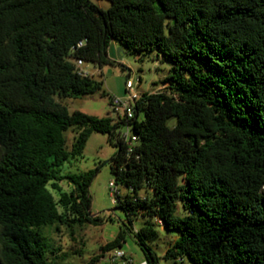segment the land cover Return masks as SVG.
Returning a JSON list of instances; mask_svg holds the SVG:
<instances>
[{
  "label": "trees",
  "instance_id": "obj_1",
  "mask_svg": "<svg viewBox=\"0 0 264 264\" xmlns=\"http://www.w3.org/2000/svg\"><path fill=\"white\" fill-rule=\"evenodd\" d=\"M107 1L0 0V264H63L50 231L99 220L88 194L98 167L61 171L92 132L117 148L115 206L129 224L153 219L132 232L146 264L158 262L154 226L174 233L172 264H264V0ZM112 41L171 64L164 87L135 103L129 155L123 120L60 101L102 91L74 61L110 64ZM122 242L119 232L86 264Z\"/></svg>",
  "mask_w": 264,
  "mask_h": 264
},
{
  "label": "rangeland",
  "instance_id": "obj_2",
  "mask_svg": "<svg viewBox=\"0 0 264 264\" xmlns=\"http://www.w3.org/2000/svg\"><path fill=\"white\" fill-rule=\"evenodd\" d=\"M102 9L109 7L107 0H89ZM117 47H113L111 54L107 55L111 60L110 64L102 66L100 69L90 62H84L93 79L102 82V96L98 91L92 95L81 98L61 99L62 104L68 112L79 111L95 117H110L113 121L119 122L122 119L121 112H115L110 106V98H121L128 89L130 93H152L161 90L164 77L170 69V62L162 59L155 51L142 54H134L123 49L117 55ZM140 114L138 119H141ZM174 124V119L168 121V126ZM124 126L121 124L116 128V132L123 133ZM66 147L69 149L72 143L73 132L68 129L64 132ZM117 148L108 141L106 134L92 132L88 137L81 155L73 161L63 164L61 171L64 173H81L94 170L98 167L95 175L88 187V194L91 199L89 215L98 216L99 220L94 224H83L75 226L69 231L63 225H58V231H50L51 247L56 259L63 264H86L91 257L101 253L100 247L112 241L119 232L123 233V242L120 249L124 253L123 259H112L114 250L103 254L96 264H139L144 260L141 247L135 241L132 232L139 229L145 221L153 222V219L132 218L131 224L126 220L125 213L117 208L113 203L109 182L114 181L111 173L109 161L115 155ZM118 193L123 194L124 189L116 186ZM63 189L66 187L63 185ZM56 195V194H55ZM158 233V238L148 246L154 251L158 258L157 264H172V261L164 258V252L173 240L174 233L167 232L161 227L154 226ZM181 264H191L184 258Z\"/></svg>",
  "mask_w": 264,
  "mask_h": 264
},
{
  "label": "built area",
  "instance_id": "obj_3",
  "mask_svg": "<svg viewBox=\"0 0 264 264\" xmlns=\"http://www.w3.org/2000/svg\"><path fill=\"white\" fill-rule=\"evenodd\" d=\"M82 42L78 43V46H81ZM75 64V71L78 75L82 77H90L91 73L90 71L83 66L84 61L81 59H76L74 61ZM141 95H138L137 93H130V91L127 89L126 94L121 97H111L110 98V106L113 108V110L117 112H121V116L124 124V131L123 133H119V138L123 142L126 148V154L129 155L133 152L138 138L137 136L133 135L131 132V126L130 121L133 119L135 115V103L140 98ZM108 187L110 189V195L112 196L113 203L116 204V194L118 193V190L116 188V185L113 181L109 182ZM123 259L124 253L120 248L115 249L113 252L112 259ZM127 264H130L131 261H126ZM139 264H146L145 261H141Z\"/></svg>",
  "mask_w": 264,
  "mask_h": 264
},
{
  "label": "crops",
  "instance_id": "obj_4",
  "mask_svg": "<svg viewBox=\"0 0 264 264\" xmlns=\"http://www.w3.org/2000/svg\"><path fill=\"white\" fill-rule=\"evenodd\" d=\"M100 7V6H99ZM101 8V7H100ZM119 46L116 42L112 41L110 42L108 48H107V55H110L111 54V50L113 47H117Z\"/></svg>",
  "mask_w": 264,
  "mask_h": 264
},
{
  "label": "water",
  "instance_id": "obj_5",
  "mask_svg": "<svg viewBox=\"0 0 264 264\" xmlns=\"http://www.w3.org/2000/svg\"><path fill=\"white\" fill-rule=\"evenodd\" d=\"M123 51V48L121 46H118L117 48V55H120Z\"/></svg>",
  "mask_w": 264,
  "mask_h": 264
}]
</instances>
